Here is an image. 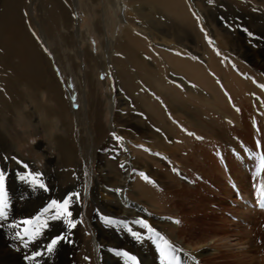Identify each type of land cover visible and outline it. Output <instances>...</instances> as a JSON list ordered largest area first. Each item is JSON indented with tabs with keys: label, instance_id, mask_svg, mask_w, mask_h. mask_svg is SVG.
<instances>
[{
	"label": "bare ground",
	"instance_id": "obj_1",
	"mask_svg": "<svg viewBox=\"0 0 264 264\" xmlns=\"http://www.w3.org/2000/svg\"><path fill=\"white\" fill-rule=\"evenodd\" d=\"M82 1L89 11L94 10L92 7L96 0ZM125 2L130 8L129 13L126 12V16L119 19L124 24L121 34H113V38H107V43L102 41L94 52L91 51L93 47L86 43L88 33L82 31L79 18H75L84 8L81 0L0 1V58L7 61L15 58L10 66L12 70L9 68L14 70V83L20 81L26 88L28 83H32L39 92L37 95L40 101L43 95L46 96V103L52 108L50 113H53L50 122L49 112L44 109L46 105L43 104V109L37 108L33 113L34 116H40L49 128L56 129L53 133L50 130L44 131L54 137L51 136L50 146L58 147L60 140L69 148L75 150L76 145L79 149L82 162H75H78L81 171L74 174L72 181L70 178V186H80L83 190L89 187V177L93 172L91 166L96 164L99 178L95 187L90 186V195L93 196L97 210L89 212L86 220L92 234L95 264H176L175 260L177 264H204L205 260H208L205 264H245L246 260L264 264V256L260 252L263 250L259 243L249 234L240 233L242 225L252 226L256 215L264 218L263 211L251 208V203H255L254 199L258 196L254 189L255 183L258 182L261 189L264 187V87H261L264 78L259 76L260 73L264 74V0H212L211 3L209 0H139L135 5L131 0H122L120 4L117 2L116 7H126ZM34 6L39 14L37 16H34ZM154 11L162 13V20L167 22L171 17V21L184 34L193 33L196 48L202 54L193 53L192 50L193 59V56L188 55L191 49L187 45L170 39L167 27L161 28L162 23L157 24L154 19H150ZM106 14L104 11V26L108 25ZM221 14L228 18L226 27L234 28L235 37L219 33L217 27L222 22L219 19ZM47 19L54 21L53 28H49ZM242 20L248 26L245 30L251 32V38H243L241 36L244 35L236 33ZM95 21L92 30L100 39V20L95 18ZM74 26L76 29H73ZM12 27L18 32L15 43L4 44L2 40ZM180 40L184 41L183 38ZM67 48L70 50L67 51ZM79 53L86 59L82 65V82L79 80V67L76 63ZM86 63L95 70L96 76L101 72L104 81L112 77L117 86L116 92H120L117 97L122 95V87L145 106V121L142 123L146 128L145 133L135 124H129L132 132L126 133L128 138L137 136L140 139L149 133L148 146L159 152L153 156L151 152L147 161L139 159L146 164L140 167L141 172L132 173L131 166L124 160V176L117 180L115 175L102 167L105 159L112 155L106 151L98 155L94 138L89 132L86 133L83 124L81 99L83 95H88L87 86L90 84ZM56 71L63 78L62 81ZM69 82L72 84L71 89L68 87ZM138 91L141 93L140 98L135 96ZM114 96L108 97L111 112L114 111L112 107H115L116 100L119 101L117 107L124 109L125 100ZM22 105L24 108L25 104ZM118 114L117 117L113 114L112 135L106 139L107 148L118 140L115 135L120 132L122 121ZM203 119L209 123L211 130L199 127ZM203 141L210 146L207 156L202 154ZM17 161L12 165L11 173L7 165L1 170L4 174L3 192H6V201L10 206L8 210L5 209L6 217L0 218L3 232L0 234V264H11L13 260L14 264H20L17 260L23 256V240L15 243L14 227L36 215L46 205L45 200L55 188L46 185L54 177L52 174L39 172L30 162ZM62 161L63 155L58 152L49 162L58 166ZM149 161L158 166L155 188L140 175L149 170ZM54 170L61 175L60 180L62 174L68 172L66 167ZM192 170L209 184L212 191L217 190L222 198L215 199L213 192L203 194L200 199L197 198L198 203H192L188 213L182 217L177 215L176 199L169 197L168 188L172 183H176L173 185L176 187L179 184L178 177ZM168 171L175 172V178ZM69 175L71 177V173ZM41 182L48 192L39 187ZM58 184L55 191H62ZM189 185L194 187L195 183L190 182ZM112 190L118 200H122L119 206H112L97 198L99 193L107 195ZM235 192L239 193L244 202H233L235 208L241 210L238 215L243 219L232 223L230 216L222 211L226 208L225 201L231 199ZM210 206L217 211L208 209ZM202 211H206L211 218H204ZM216 216L218 226L206 229L204 221L214 224ZM6 219H9L8 223ZM107 220L112 222L108 223ZM145 224L155 232L149 231ZM236 231H239L240 237ZM81 237V229L76 222L72 238L74 244L71 248H65L62 264H74L75 251L82 243ZM168 245H171L170 249ZM255 252L258 255L255 256ZM125 253L130 262L122 257Z\"/></svg>",
	"mask_w": 264,
	"mask_h": 264
},
{
	"label": "rangeland",
	"instance_id": "obj_2",
	"mask_svg": "<svg viewBox=\"0 0 264 264\" xmlns=\"http://www.w3.org/2000/svg\"><path fill=\"white\" fill-rule=\"evenodd\" d=\"M71 1L73 2V0H71ZM121 1L122 0H117V1L116 0H96V3L93 4V7H92V9H94V10L90 9V11H89L87 6L81 0L82 7H84V8H82V12H84V13L82 14V12H81L79 15H76L75 18H77V17L79 18V27L82 29V31L85 33H88V34H86V36H87L86 37L87 38L86 43H89L90 46L93 47L91 49V51L94 50V52H95V47H99V45L102 41L107 43V38L108 39L113 38V36H112L113 34H115L116 36L121 34L124 24L119 22V19H121V17L123 15L126 16V12H128V8H130V7H128V3H127L128 1L125 2V3H127L126 7L122 6V8L121 7L117 8L116 6H118V3L120 4ZM137 1H139V0H131V3H134V5H135L137 3ZM114 7H115V10H114ZM34 10H35L34 16L39 15L37 10H36V6H34ZM104 11L107 12L106 18H108L107 19L108 25H105V26L103 23ZM95 13H96V15H95L96 20L97 21L100 20L99 27H98L100 30V39L92 30V24L96 22L95 18L93 17ZM158 13H159L158 11H154V13H153V15H151L152 17H150V19H152V20L154 19L157 24L162 23L160 25L161 28L166 29V27H167V31L170 35L169 38L172 39L174 42H180L182 44L187 45L189 47V50L191 49L190 51H188V55H190L191 57L192 56L194 57L193 53H198L200 55L201 52L199 51V49L196 48L197 47L195 45L196 39L193 36V33L190 32L192 36L189 33L184 34L182 29H180L177 24H174V22L171 21V17H169L170 19L167 22V20H165V19L162 20L163 19L162 13H159L160 17H158L159 16ZM130 19L132 21V25H134V19H133L132 15H131ZM219 19L222 21V22H220L221 24L219 23V26H218L219 28L217 27L219 33L222 36H225V35L229 36L230 35L229 37H235V35H234L235 33L233 32L234 28H232V26H231V28L226 27V24L229 22L227 20L228 18L223 17V15L221 14V17L219 16ZM170 21H171V23H170ZM243 21L244 20H242L240 23V26H241L240 29L241 30L239 28H237L236 33L238 35H244V36H241L243 38H251L252 37L251 32H248L247 30H245L246 28H248V26L245 25V21L244 22ZM52 22L48 20L49 28L54 27V21H52ZM137 22H139V21H137ZM87 27L89 29L88 31H86ZM134 28H135V30L138 29L137 26H135ZM73 29H76V26H74ZM36 31L38 33V30H36ZM13 32H14V34H11ZM17 34H18L17 30L12 27V29L8 31L7 36L4 37L2 42L4 41L3 43L8 44V45H10L12 43L14 44L15 43V37H17ZM262 34H263V32H262ZM209 37L211 38L212 36L210 35ZM182 38L184 39V41L180 40ZM212 44H214V41L212 42ZM83 47L85 48L84 45H82V48ZM196 49H197V51H196ZM69 50L70 49L67 48V51H69ZM192 50H193V53H192ZM47 53L50 56L49 52H47ZM78 55L79 56L76 60V63L79 67V72H78L79 76H80L79 80L82 82L84 80V77H83L84 76V69H83L82 65L85 63L86 59H85V56H82L80 53ZM14 60H15V58H11L8 61L6 59L0 58V173H2V171L6 165H7L8 171L11 173L12 172V165L14 163L18 162L17 160L27 161V162H30L33 166H35V168H37V170L39 172L45 173L47 175L52 174L54 176L50 179V181L47 179L48 183H46V185H49L50 187L54 186L56 188V187H59L58 183H60V188L63 189L62 190L63 192H62V191H55V188H54V191L51 192V195L49 197H47V199L45 200L46 205L36 215L32 216L28 220V221H31V223H29V224L24 223V224H21L20 226H17V227L15 226L16 228L14 227L15 231L13 233V236H14V240L16 241L15 243H17L21 239L23 240V244H22L23 256L20 260H17V262H19L20 264L21 263H23V264H29V263L30 264H52V262H53V264H59V263L62 264L63 263V257L65 256V252H66L65 248H69V247L71 248L74 244L73 240H72L73 234H74V228H69V226L64 222L63 217L61 219H52L53 215H56L58 212H62L63 209L52 208L48 212H45L44 210L46 208H48V206L53 201H56L58 204H63V202L66 199L71 197L70 203H72V204L69 203V205H68V211L71 212V216L68 217V219L75 222V225H76V222L78 223V226L81 229V236H82L81 237L82 243L80 244V246L75 251L76 254L74 257V264H95L94 259H93L94 258V250H93V246H92V242H91L92 241V234L90 233L91 231L89 229V224L87 222L88 221L87 215L89 214V212L93 213V211L96 212V210H97L95 203H94V200H93V196L90 195L91 187L96 186L97 179L99 178L98 171L96 169V164L94 163L91 166L93 168V170H92L93 172L90 175L91 177H89V182L92 185V186L90 185L91 187L89 186L83 190L82 187H80V186H74V187L70 186L72 178L74 177V174L81 171L79 164L82 161H81V159H79V158H81V156L79 155V149L76 145L74 146L75 150L73 148H69V146L66 145V143H64L63 141H60V140H58V144L60 143L58 145V147H56V146L54 147L52 145L50 146L49 141L51 140V136H52V138H54V137H53V135L49 136L48 133H46V132H47V130H50L51 133H53L52 131L56 132V129L54 127L49 128L48 125H46L45 123L42 122L40 116H37V115L34 116L33 111H36L37 108H39L41 110L44 108L43 104L46 105L47 107L44 109L46 111L48 110V112H49V114H48L49 115V121L48 122H50V120L52 119V115H53V113H50L52 111V108L48 107V105L46 103V96L45 95H43V97L41 98V101L39 100V98H38L39 95H37V94H39V92L36 90L35 86L32 83H28L27 84L28 88H26L20 83V81H19V83L13 82V77H14L15 73H14V70L11 71L12 70L11 64L15 62ZM9 68H11V70ZM86 69L88 72L87 76H88V78H90L89 79L90 84L87 86V90H88L87 94L88 95H83L84 98L82 96V99H81V100H83L82 101V111L84 114L83 124H85L84 128L87 131L86 133L89 132L90 135L94 138V145L96 147H98V150H97L98 155L100 153H104L105 151H106V153L108 152L112 155L111 158L105 159L104 165L102 167L104 168V170L106 169L107 171H109V173L111 175H115L117 180H120L124 176L123 169H122V163L125 160L126 163H128V165L131 166V172L132 173H136V172L138 173L141 170L140 167H143L145 164L142 160L147 161V159H149L148 156L150 157L151 152H152L151 156L159 154V152L155 148L149 147L147 144V142L150 141V136H147L149 133L145 134V136H143L142 139L137 138V136L129 137V138L126 136L127 131L132 132L131 131L132 126H130L129 124L137 125L138 127L142 128V133H145L144 129H146V128L142 126V123L145 121V120H143L144 119L143 116H144V114H146V113H144L145 112L144 111L145 106L140 104V99L134 98L128 91L125 92L122 89V87H121V90L124 94L122 93L121 96L117 97V94H120V92H119V90L116 92L117 86L115 85V82L111 76L108 77V79L106 81H104L105 80L104 75L101 74V72H98V74L96 76L95 70L92 67L89 68L87 63H86ZM91 71H93V72H91ZM56 75L59 78V80L62 81L63 78L61 77V75L59 74L58 71H56ZM259 76L261 78H264V74H262V73H260ZM6 78L8 80H6ZM30 84H31V86H30ZM71 85L72 84L69 82L68 87L70 89L72 87ZM83 86L86 88L85 84H83ZM141 88H142V86H141ZM143 88H144V86H143ZM63 89H64V92L67 93V91H68L67 88L64 87ZM89 89H90V91H89ZM65 90H67V91H65ZM139 92L140 91H138L135 94V96H139L138 98L141 97V93H139ZM110 95H115L116 98H123L125 100V104H124L125 106L124 105H121V106H124V109L123 108L119 109L117 107V105H119V101L116 100L117 102L115 101V107L114 108L112 107V109L114 111L111 112L110 102L108 100V97ZM123 99H122V102H124ZM23 103L25 104L24 108L22 105ZM126 104H127V106H126ZM86 108L88 109L87 112H86ZM90 109H92V111ZM46 111H45V113H46ZM119 111H121L120 114H118ZM85 112L87 113L86 118H85V115H86ZM24 114H25V116H24ZM113 114L116 117L118 114L122 121L120 122V130H119L120 132L116 133V135H115L118 138V140L115 141L116 143L113 146L107 148V146H105L106 145V139L110 135H112V131H111V125L112 124L111 123H112V119H113ZM202 118H205V117H202ZM46 119H48V118H46ZM203 120H204V121H202L203 123L201 122L200 123L201 125L199 127L200 128L202 127L205 130L210 129L209 123L207 121H205L206 119H203ZM86 121H87V123H86ZM140 128H139V131H140ZM194 128L197 129L198 127L194 126ZM44 131H46V132H44ZM43 132H44V134H43ZM197 137H198V135H197ZM200 137L201 136H199L198 138H200ZM198 143L200 144V143H202V141L198 142ZM203 143H204V145L202 147V150H203L202 154H203V156H204V154L207 156V153H208L207 151H209L210 146H209L208 142H207L208 147H206L207 146L206 142L203 141ZM3 145H4V147H2ZM195 147H196V145H195ZM56 148L58 149V151H56ZM131 148L132 149L134 148V150H132ZM204 148H206V149H204ZM13 150H15V151H13ZM53 150H54V153L52 155ZM134 151H137V153ZM147 151H148V153H147ZM198 151H199V149H198ZM58 152H61V154L63 155V161L61 162V164H59L57 166L56 163L51 164L49 161L54 159L55 155H57ZM13 153H14V155H12ZM70 154H72V155H70ZM143 154H144V157H143ZM73 155H75V159H73V157H74ZM145 155H147V156H145ZM137 157H139V158H137ZM139 159H142V160H139ZM73 161L74 162L78 161L79 164H77L78 162L77 163L75 162L76 163L75 164ZM165 163H167V162H165ZM149 165H150V166H148L149 170L147 169V172H142V173H144L149 178V180L151 181V183L148 181L149 185L152 186V188H155L156 187V178L155 177L157 176L156 170L158 169L156 167H158V166H156L157 164L156 165L151 164V162ZM165 165H167V164H165ZM60 167H66L67 171H68V172L67 171L66 172L68 174L71 173V177H70V175L68 176L67 173H64V174H62L63 178L60 180L61 175H58L59 173H57L54 170V169L60 168ZM168 167H170V166H168ZM168 172L172 177L175 178V172H173V171H168ZM196 173L197 172L194 170L187 171L186 175L181 176V178H183V179L186 178L185 181H183L180 177H178L179 178L178 179L179 184L175 187L173 185H175L176 183H174V184L172 183L170 185V187L168 188L169 189V197L172 196L173 200L176 199L178 201L177 202L175 200L176 212H177V215L180 214L179 216H182V217L185 216L188 213V207H190L192 205V203H198L199 200L197 198L200 199L201 196H204L206 194L213 192L214 196L216 197L215 199H221L222 198V195L217 190L212 191L209 184L207 182L203 181V179L201 177H199ZM56 175H57V177H56ZM161 175H162V173H161ZM3 177H4V174H3ZM58 177H59V179H57ZM70 178H71V181H70ZM54 179H56V180H54ZM68 179H69L70 183H69ZM175 181H176V179H175ZM190 182L195 183V185H194L195 188L189 185ZM115 185H117V184L115 183ZM61 186H63V187H61ZM197 187H198V189H197ZM110 192L111 193H109L107 195L99 193L97 195V198L103 199L102 202H107L108 204H110L112 206H114V205L119 206L120 203L122 202V200H120V201L118 200L117 194L113 193V190ZM75 193H76V195H73ZM128 193L129 192H127V194ZM5 194H6V192H4V195ZM192 196H194V197H192ZM5 197H6V195H5ZM172 197H171V199H172ZM128 198H130V193L128 194ZM236 201H239V198L237 197V194L236 195L234 194V196L231 199H228L227 201H225L226 202V206H225L226 208L222 211V212L225 211L224 213L228 217L230 216L229 220L232 223L235 221L237 222L239 219H243L242 217H239V215H238L239 211H241V210L236 209L235 203H233ZM6 205L7 206L5 209L8 210L10 203L7 202ZM91 206H92L93 210L90 209ZM198 206H201V205L198 204ZM182 207H183V209H181ZM208 209H211L214 211L216 210L214 207L212 208L211 206ZM83 211H84V213H83ZM202 212H203L204 218H211V217L207 216L206 211H202ZM78 213H79V215H78ZM198 213L200 214V212H198ZM37 217H39V219H37ZM199 219L201 220V218H199ZM8 220L6 219L5 222L8 223L9 222ZM79 220H81V221H79ZM254 220H255V222L252 223V226L242 225V228H241L242 231H240V233H243V232H244V234L247 233L254 240H256L259 243V246L262 247L263 251H260V252H261V254H263L262 256H264V218L259 216V215H256L254 217ZM213 221H215L214 224H211V223L207 224V222H209V221H204V223L206 224V225L204 224L205 228L208 230L212 229V228H216L218 226L217 216L214 217ZM48 222L50 225H48ZM85 222H86V225H85ZM82 225H83V227H82ZM37 231L39 232V235H34ZM2 233L3 232L1 231V227H0V234H2ZM240 233H239V231H236V234H238L239 237H240ZM17 234H19V235H17ZM61 236H63V237L67 236L66 240L65 239L60 240L59 243H57V245L55 246L54 250L51 253L47 252V248L51 244L52 240L56 239L58 237H61ZM42 237H44V241H43ZM87 242H88V244H87ZM0 243H1V237H0ZM15 247H17V246H15ZM89 247H91V248H89ZM7 250L8 249H5V251H7ZM38 252L41 253L40 256H36V253H38ZM83 253H84V255H83ZM246 255L247 254H245V256ZM256 255H258L257 252H255V256ZM28 256H29V258H28ZM122 257L126 260V262H129L127 256H125L123 254ZM247 258H249V257H247ZM244 259H246V257H244ZM207 262H208V260L207 261L205 260V262H203V263L205 264ZM4 264H8V263H4ZM11 264H14V260ZM245 264H256V263L254 260H252V261L246 260ZM259 264H263V263H259Z\"/></svg>",
	"mask_w": 264,
	"mask_h": 264
},
{
	"label": "snow or ice",
	"instance_id": "obj_3",
	"mask_svg": "<svg viewBox=\"0 0 264 264\" xmlns=\"http://www.w3.org/2000/svg\"><path fill=\"white\" fill-rule=\"evenodd\" d=\"M209 2L211 3L212 0H209ZM195 15V14H194ZM193 59H195V57H193ZM261 87H264V85H262ZM27 167V166H25ZM140 175L146 180L149 181L151 183V181L149 180V178L144 174V173H140ZM21 179H24V177H21ZM3 187H4V177L3 174L0 173V218H4L6 217L7 213L5 212V208H6V197L4 195L3 192ZM39 187L44 189L45 191H47L46 186L41 182L39 184ZM71 201V197H69L68 199H66L63 204H58L56 201H53L48 208H46L44 211L48 212L50 209L52 208H56V209H63L62 212H58L56 215H53L52 219H61L63 217L64 222L69 226V228H74L75 222L71 221L70 219H68V217L71 216V212L68 211V205ZM262 207H264V205H262ZM37 219H39V217H37ZM106 222L111 223L112 221L107 220ZM177 223H179V221H176ZM25 224H29L31 223V221H24ZM146 228H148L149 231L155 232L154 229H151L147 224L144 225ZM19 235V234H18ZM34 235H39V232L37 231ZM156 235H159V233H156ZM66 239V237H58L56 239H53L51 244L48 246L47 248V252L51 253L55 246L57 245V243H59L60 240ZM165 243L167 244V241H165ZM168 248H171V245H168ZM164 254V250H162V255ZM41 253H36V256H40ZM124 255H127L126 253ZM34 258V257H33Z\"/></svg>",
	"mask_w": 264,
	"mask_h": 264
}]
</instances>
